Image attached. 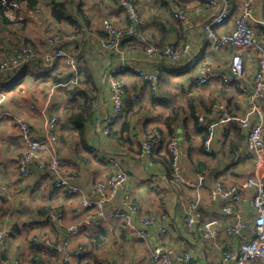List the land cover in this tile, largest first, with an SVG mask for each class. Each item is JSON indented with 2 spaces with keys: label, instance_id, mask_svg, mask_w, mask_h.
<instances>
[{
  "label": "crops",
  "instance_id": "obj_1",
  "mask_svg": "<svg viewBox=\"0 0 264 264\" xmlns=\"http://www.w3.org/2000/svg\"><path fill=\"white\" fill-rule=\"evenodd\" d=\"M27 1L29 14L32 15V10L38 9L36 6L41 0ZM53 1H48L50 4L48 15L43 16V11L33 15H40L41 21L33 20L35 18L28 16L22 9L19 14L22 19L15 23L21 30L33 23L46 33H51L53 28L55 32L58 31L59 23L64 21L75 32L81 31L83 42L81 44L75 42V48L79 50L61 45L77 57L79 75L75 74L65 60L49 68L39 59L33 65L41 64L38 68L32 66L30 70L8 71L2 75L0 93L5 92L6 99L15 95V92L18 95L27 94L22 95V99L19 100L20 110L11 106L14 108L12 110L7 106L6 111L22 115L32 123L38 135H41L43 119L37 110H31L33 102L37 103L34 99H38L37 96L43 94L44 90L43 96L40 97L41 104L39 103L43 107L54 84L68 79L77 80L75 84L56 87L50 110L59 116L60 124L63 123V128L58 133V148L61 158L65 161L66 172L84 194L68 196L55 188L53 177L48 179L34 165L26 178L22 177L17 169L15 178L11 169L14 151L4 150L0 145V152H4L3 162H6L2 167H7V172L0 177V226H5L11 235L6 241L7 251L2 256L0 264H60L59 261L53 263L43 257V254L57 253L34 243L25 236V232L42 227V231L51 230L52 236L60 237L62 229L57 228L56 223L47 222L50 220L49 212L54 208L64 213L65 225L80 220L86 212L82 203L83 196L96 198L94 191L96 183L108 179L114 171L112 158L120 161L123 170L129 176L128 192L139 202L141 215L161 211L169 216L166 243L177 252L189 251L193 254L196 264H219L223 251L239 252L241 243L254 235L256 211L248 204H243L240 206L238 216L225 215L210 199L209 190L217 181L225 185L238 184L253 172L254 161L248 154L245 136L236 119L244 117L250 108L245 86L255 77L256 52L240 50L246 59L245 77L241 81L235 77L231 69L236 49L213 51L207 48V32L203 22L211 17L214 10L212 6L201 0H132L138 4L143 19L141 25H136L132 40L127 42L125 49H128V53H107L100 45L104 39L102 37L105 13L106 19L124 27L133 26L119 0H78V6L72 13L69 12L67 0H57L66 7L64 18L61 17L60 20L52 15ZM228 1L230 14L235 20L239 15V0ZM83 5H87L85 10L82 9ZM255 7L252 26L256 30L257 39L264 43V0H256ZM180 8L188 13V19L184 23L174 17ZM95 21H101L102 26L96 27V24H93ZM10 22H0V28L6 27ZM23 39L24 42L17 45L31 46L37 52L34 45L28 44H35L33 38ZM166 42H175L180 46L189 45L190 53L176 65H169L163 59L147 57L148 47L164 45ZM7 44L10 45V42ZM1 53L6 54L4 59L11 55L7 49ZM193 54L195 56L203 54L204 61L222 72L223 77H218L207 85H198L196 79L199 70L191 65ZM121 56L124 61H131L144 70L152 71L163 67L158 91H154L149 83L139 80L128 69L113 73L116 68L126 66ZM18 75H22L21 79H18ZM111 76L123 82L125 91L124 110L114 121H111L113 111L109 81ZM78 91L82 93L74 96L73 94ZM73 98L79 101V105L74 108H72L74 102L71 100ZM259 103L264 108V97ZM0 111L3 109L0 108ZM77 112H83L85 117L84 137L72 120ZM197 116H204L207 122L215 125L214 129L210 130L208 125L201 123L202 127L206 128L202 132L196 121ZM222 119L226 121L222 122ZM0 122L12 127L8 128L4 135L7 143L15 142L17 147L22 148L20 133L12 121L3 117ZM107 128L109 133H106ZM156 128L163 132L166 139L173 137L178 139L182 175L186 180L196 184L194 188L185 187L172 180L168 167V153L156 158L155 155L143 152L142 143L146 134ZM205 134L213 137L212 154H208L204 149ZM236 153L241 155L238 164L233 162ZM201 183L202 185H199ZM15 189L17 192L11 194ZM16 194L17 198L14 200L12 197ZM122 198L123 193H119L112 206H121ZM197 199L202 212V222L210 219L220 220L215 237L205 238L199 227L190 233L183 229L186 206L190 201ZM51 226L53 229H50ZM127 231L121 221L115 220L84 230L72 239L71 244L76 239L80 242L73 247L70 244V248L84 245L85 255L75 257L76 261L72 264H101L106 257L112 258L115 264H152L150 251L151 247L158 243L160 226L150 231L147 242L138 239L133 232ZM103 236L105 242L91 249L90 242L93 243L96 238ZM107 236L114 238L110 255L106 252L109 246V243H106ZM28 255L31 256V260L26 263L24 260ZM102 255L106 256L101 257Z\"/></svg>",
  "mask_w": 264,
  "mask_h": 264
},
{
  "label": "built area",
  "instance_id": "obj_2",
  "mask_svg": "<svg viewBox=\"0 0 264 264\" xmlns=\"http://www.w3.org/2000/svg\"><path fill=\"white\" fill-rule=\"evenodd\" d=\"M1 1L5 15L10 21L15 22L22 19L21 16L19 17V14L23 7L19 0ZM201 1L208 2L214 8L211 17L203 22V26L207 32V48H211L213 51H222L226 48L236 49L237 52L233 55L231 69L235 77L241 81L245 77L246 59L240 53V50L255 51L260 64V70L259 72L256 71L254 80L245 86L250 108L244 117L236 119L239 128L245 136L248 154L251 155V159L254 161L253 172L238 184L225 185L217 181L210 186L209 190L210 199L225 215L238 216L240 206L243 204H248L254 208L256 211L255 231L252 237L245 239L241 243L239 252L232 250L223 251L219 264H264V113L262 107L257 103V99L264 95V43L257 39L256 30L252 26L256 0H239V15L235 20H233L230 14V3L228 0ZM119 2L128 13L133 26L132 28L121 27L119 24L105 19L103 30L106 33V37L100 42V45L105 52L122 54L124 48L127 47L124 41L134 37L135 27L136 25H140L142 18L134 3L129 0H119ZM31 13L32 15H36L38 10L34 9ZM178 16L180 19H177L184 22L188 19V15L186 14ZM14 47L16 48L11 52V55H7L0 63L1 70H6V72L26 71L23 69L27 66L32 67L40 59L49 68L65 60L73 68L77 76L80 73L77 57L64 49L56 39L49 40V48L41 56L31 46L16 45ZM147 52L148 58L163 59L169 65H176L181 62L183 57L190 53V47L189 45L178 46L175 42H169L160 48L150 46L147 48ZM202 55L195 56L193 54L191 57V65L197 67L199 70L196 80L200 86L210 84L218 77H223V73L204 61ZM126 69L132 71L134 74H138L139 77L152 86L154 91H158L163 67L148 71L128 61L126 66L122 65L116 68L113 73ZM2 75L0 73L1 78ZM109 81L113 100L111 121H114L124 110L125 91L121 80L111 76L109 77ZM75 83H77L76 79H68L62 85L68 86ZM58 86L59 84H55L51 87L48 92L47 104L41 107V109L35 104L31 105V110H37L38 114L43 117L41 135H38L32 127L31 122L22 115L7 111L3 113V116L10 119L15 125L16 130L20 133V144L26 150L18 163L20 175L22 177L29 176L31 172L30 164L38 162L40 168L43 170V174L48 179L54 174L58 175L57 178L54 175L53 181L56 189L65 192L68 196H74L84 193L80 187L74 184L72 178L66 175L64 160L60 158L58 148L59 116L50 110V105L48 104L51 103L55 93L54 90ZM1 96L5 97V95ZM199 121L208 125L210 130L214 129L215 125L207 122L204 116H199ZM221 121H226V119H222ZM106 133H109V128L106 129ZM203 144L205 151L208 154H212L213 137L209 136ZM142 149L145 154L151 156H154L159 149H162L163 153L167 151L170 157H172V180L188 188L196 186V184L186 180L182 175L181 154L176 137L168 140L164 137L161 130L154 129L145 138ZM240 160L241 155L236 153L233 157V162L238 164ZM111 163L114 174L110 175L107 180L96 183L94 187L96 198L90 199L83 196L82 203L86 211L84 216L80 220L65 225L64 213L53 210L49 214L50 220L47 222L56 223V227L62 229V235L55 237L37 232L34 235V239H32L34 243L38 245L43 244L51 250H56L55 252L59 254V263L66 264L75 256L84 255L86 252V247L81 244L74 249L70 248L73 238L92 226L115 220L121 221L126 230L133 232L138 239L145 242H147L150 231L160 226L158 243L153 245L150 251L152 264H196L192 253L189 251L177 252L166 243L165 234L169 229V216L166 213L151 211L144 216L141 215L139 202L128 192L126 187L128 180L126 177L128 176L127 173L123 170L117 158H112ZM107 181L108 183H106ZM199 185H202V183ZM119 193H123L122 205L114 207L112 204L116 201ZM201 217L202 212L200 211L199 200L190 201L186 206V220L183 229L190 233V231L199 227L205 238L215 237L220 220L210 219L202 222ZM50 229H53V227ZM233 231L235 232L234 229ZM236 231H238L237 228ZM9 235V231L5 227L0 226V260L7 251L6 240ZM41 236H47L51 241L42 240L40 239ZM52 242H58V245H53ZM64 247L66 249L61 251ZM57 250H60V252ZM107 264L115 263L111 261L107 262Z\"/></svg>",
  "mask_w": 264,
  "mask_h": 264
},
{
  "label": "rangeland",
  "instance_id": "obj_3",
  "mask_svg": "<svg viewBox=\"0 0 264 264\" xmlns=\"http://www.w3.org/2000/svg\"><path fill=\"white\" fill-rule=\"evenodd\" d=\"M15 1H18V0H15ZM21 3H22V5H24L23 6V9H24V12H26L27 13V15L29 16L30 14H29V7H28V1L27 0H19ZM48 1L49 0H41L40 1V3L36 6V7H38V12L40 13V11L42 12V14H43V16H45V15H48L49 13H50V4L48 3ZM130 2H132V3H134L132 0H129ZM102 2V1H101ZM206 2V1H205ZM1 3H2V1H1ZM67 3H68V7H69V12L70 13H72V12H74V9L78 6V0H67ZM104 3V2H103ZM208 3V2H207ZM135 4V3H134ZM121 5V4H120ZM136 5V4H135ZM138 5V4H137ZM136 5V6H137ZM122 6V5H121ZM87 7V5H83L82 6V9L83 10H85V8ZM254 7V6H253ZM137 11H138V13L140 14V16H141V18L143 19V15H142V11L140 10V8H139V6H137ZM181 9V8H180ZM177 11V10H176ZM255 11H256V7H255ZM181 12V13H180ZM69 13V14H70ZM177 13H179L178 15H180V14H186V15H188L187 14V12H185L184 10H178L175 14H174V17H175V19L176 20H178V21H180V22H183L184 23V21H182V20H179L180 18H179V16L177 15V16H175ZM253 13L255 14V12H254V10H253ZM71 15V14H70ZM105 19H106V17H107V14L105 13ZM40 16V15H39ZM38 15L37 16H33V15H30V17L31 18H35V19H33V20H38V21H41V19H40V17H39ZM129 16V15H128ZM38 19H37V18ZM45 18V17H44ZM177 18H179V19H177ZM109 20V19H108ZM129 20H130V17H129ZM112 21V20H111ZM131 21V20H130ZM114 22V21H113ZM141 23H142V21L140 22V25H141ZM93 24H96V27H98V26H102L101 25V21H95V23H93ZM92 24V25H93ZM118 24V23H117ZM58 25V24H57ZM68 24L66 23V22H61V23H59V28H58V31H56L55 32V30H54V28H53V31L51 32V33H49V32H47L46 33V31H44L43 29H39L37 26H36V24H34L33 25V23H30V24H28V25H26V27H24V30H21V28H20V26L19 25H17L15 22H13V23H9V25H7L6 27H2L1 26V28H0V63L2 62V60L4 59V57H5V55H2V53L1 52H3V51H5V49H7V51H10V52H12L16 47H14V46H16L17 45V43H22V42H24V37H30V38H33L34 40H35V44L34 43H28V42H26L25 41V43H28V44H32V45H34V47L37 49V53L38 54H44V52L47 50V48H49V40L50 39H56L57 40V42L60 44V45H62V46H64V47H67V48H71V49H73V50H79L78 48H75V42H78V43H82L83 42V38L84 37H82V35H83V33L80 31L79 33H77V32H75L72 28H70L69 26H67ZM121 27H124V26H122L121 24H119ZM56 27H58V26H56ZM88 27V26H87ZM90 28V27H89ZM3 29H5V30H3ZM84 29H86V28H84ZM70 33H72V34H70ZM90 36H92V35H90ZM72 39V40H71ZM17 41H19V42H17ZM7 42H10V45H8L7 44ZM165 44H167V42L165 43ZM149 46V45H148ZM151 46H155V45H151ZM157 46L159 47L160 46V44H157ZM178 46H180V45H178ZM129 49H130V47H129ZM76 52V51H75ZM124 52L125 53H128V49H125L124 48ZM135 53H136V51H134ZM107 53H109V52H107ZM148 52H146V54H147ZM2 55V56H1ZM41 55H39V56H41ZM82 59V58H81ZM122 60L124 61V58H122ZM182 60V59H181ZM38 61V60H37ZM127 61V60H126ZM126 61H124L126 64H127V62ZM36 65H37V63H36ZM41 65V64H40ZM40 65H38V66H33L34 68H38ZM33 67H30V66H27L26 68H24V69H27V70H30L31 68H33ZM259 70H260V64H259V61H258V58L256 59V71H258L259 72ZM5 72H6V70H1L0 69V73H2L3 75L5 74ZM7 73V72H6ZM28 73L26 74V77H28ZM255 75H256V73H255ZM22 76V75H21ZM21 76H19L18 77V79H21ZM2 78L0 77V80H1ZM64 83H66V81H62V82H58L57 84H59V86L58 87H65V86H63L62 84H64ZM55 85V84H54ZM29 86V85H28ZM48 86V85H47ZM42 87V86H41ZM15 89V88H14ZM42 89V88H41ZM51 89V88H50ZM15 91V90H14ZM3 93V94H2ZM17 92H15V95H12V97H8L7 99L6 98H3L1 95H5V92H1L0 93V108L1 109H3V111L1 112L0 111V119L1 118H3L4 116H3V113H5V112H7L6 110L8 109V107H10L12 110H14V108H12L11 106H14L15 108H17V109H19L20 110V107H19V105H20V102H19V100H21L22 98V95L23 96H27V94H21V95H18V94H16ZM42 93L44 94V90H42ZM43 94H41V95H38L37 97H38V99H34V100H36L37 101V103L36 102H33L35 105H37L38 107H40V109H41V102H40V97H42L43 96ZM247 95V94H246ZM248 97V96H247ZM264 97V95L262 96V97H259L258 99H257V103H258V105L260 106V107H262L261 106V104L259 103V100L261 99V98H263ZM24 98H26V97H24ZM249 99V98H248ZM256 100V99H255ZM40 103V104H39ZM47 103H45L44 105H46ZM49 105H50V103H48ZM8 106V107H7ZM262 110H263V113H264V108L262 107ZM11 112H13V111H11ZM17 112V111H16ZM40 116V118L41 119H43V117L41 116V115H39ZM59 120H60V118H59ZM63 121V120H62ZM60 122H61V120H60ZM2 123H4V122H2ZM10 123V122H9ZM12 124V123H11ZM32 124V123H31ZM4 125H7V124H4ZM3 124H1V122H0V134L2 135V136H0V145L3 147V149L4 150H7V151H10V150H13L14 151V154H12V158H13V160H12V165H11V169H12V173H14V175H15V178L17 177V169H18V163H19V161L21 160V158H22V156L24 155V153H25V149H24V147L22 146V148L21 147H17L18 145H17V143H15V142H13V144H9V143H7V140H6V138H4V135L6 134V132H7V130H8V128H12L10 125H7V126H4ZM32 127H33V125H32ZM63 128V123H62V125L60 124L59 125V130L60 129H62ZM11 132V131H10ZM12 134H13V132H11ZM8 146H10V147H8ZM143 150V149H142ZM144 152V151H143ZM59 155H60V152H59ZM4 152L3 151H1L0 152V177H1V175H3V174H5L4 172H7V167H5V168H3L2 166L4 165V164H6V162L4 163L3 162V159H4ZM60 158H61V155H60ZM62 159V158H61ZM112 164V163H111ZM31 168H32V166L34 165V166H37L38 167V171H40V172H43V170L40 168V166H39V163L37 162H32L31 164ZM64 169L67 171V169H66V164H65V161H64ZM19 173V172H18ZM114 174V172H112L111 173V176ZM55 175V177L57 178L58 177V175H56V174H54ZM54 175H52L51 177H53V179H54ZM66 175L67 176H69V177H71V175L70 174H67V172H66ZM127 178H128V180H129V176H126ZM24 178H26V177H24ZM72 178V177H71ZM107 180V179H106ZM110 180V179H109ZM127 180V185H128V183H129V181ZM53 182V181H52ZM106 183H108V181L106 182ZM127 187V186H126ZM127 189H128V187H127ZM129 190V189H128ZM13 192H17V190L15 189L14 191H12L11 192V194L13 193ZM76 195H79V194H76ZM14 200H16V198H17V194L15 195V196H13L12 197ZM54 209H56V208H54ZM54 209H52V210H54ZM118 223V222H117ZM3 227H5V226H3ZM42 228V227H41ZM41 228L40 227H37V229H33V230H30V231H26L25 232V236L26 237H28L29 239H34V235L37 233V232H40V233H42V234H47V235H51L52 234V232L53 231H51V230H44V231H42L41 230ZM38 230V231H37ZM128 232V231H127ZM10 233V232H9ZM11 235H9L8 237H7V239L10 237ZM40 239H42V240H50L49 239V237H47V236H41V238ZM7 241V240H6ZM51 241V240H50ZM80 242V240H74L73 242H72V244H71V247H73L74 245H76L77 243H79ZM109 243V246L106 248V252H107V254L108 255H110L111 254V251H112V248H113V246L111 245L113 242H114V238L112 237V236H107V238H106V243ZM52 244L53 245H58V242H52ZM43 245V244H42ZM44 246V245H43ZM45 247V246H44ZM66 249V247H64V248H62L61 249V251H63V250H65ZM54 251H56V250H54ZM58 252H60V250H57ZM57 253V252H56ZM84 254V253H83ZM82 255V254H81ZM96 255H98L97 254V252H96ZM106 255H102L101 257H105ZM43 257H45L46 259H48L49 261H51V262H55V261H59L58 260V253H57V255H55V254H52L51 253V255H47V254H43ZM76 257V256H75ZM73 258L71 261H69V263L68 264H72L74 261H76V258ZM101 259V258H100ZM30 260H31V256H29L28 255V257L26 258V260H24V261H26V263H29L30 262ZM102 260V259H101ZM102 261H104L103 263L105 264H107V262H111L112 261V258H109V257H106L104 260H102Z\"/></svg>",
  "mask_w": 264,
  "mask_h": 264
},
{
  "label": "trees",
  "instance_id": "obj_4",
  "mask_svg": "<svg viewBox=\"0 0 264 264\" xmlns=\"http://www.w3.org/2000/svg\"><path fill=\"white\" fill-rule=\"evenodd\" d=\"M32 2H34V0H32ZM207 3V2H206ZM210 7H211V5L209 4V3H207ZM53 5H54V8L52 9V15L56 18V19H59L60 20V18L61 17H63L64 18V15H65V12L66 11H64V9L66 8L65 7V5L63 4V3H59L57 0H54L53 1ZM0 22L1 23H8V22H10L9 21V19L6 17V15H5V12H4V9L2 8V5H1V0H0ZM106 37V33L103 31V37L102 38H105ZM132 39H129V40H125L124 42H125V45H127V42L128 41H131ZM164 45H166V44H164ZM164 45H160L159 46V48L160 47H163ZM156 47H158L157 45H155ZM134 75H136V77H138L139 78V80H143L141 77H139V75L138 74H134ZM148 83V82H147ZM82 92L81 91H78V92H75L73 95L74 96H76V95H78V94H81ZM73 102H74V105H72V108H74V107H76L77 105H79V101H77L76 99H71ZM87 100V99H86ZM85 111V110H84ZM83 111V112H84ZM88 111V110H87ZM83 112H77L73 117H72V120H73V123H74V125L80 130V132H81V135H82V137H84V135H85V125H84V123H85V117H84V114H83ZM89 114H90V116H91V113H90V111H89ZM196 121H197V123H198V126L200 125V129H201V131L203 132L204 130H206V128H203L202 127V125H201V122L199 121V116H197L196 117ZM156 129H158V128H156ZM154 129H152V130H150L147 134H146V137L153 131ZM158 130H160V129H158ZM209 130V129H208ZM208 138V136H207V134H205L204 135V142L206 141V139ZM203 142V143H204ZM142 146H143V143H142ZM166 153H168L167 151H165ZM164 153H163V151H162V149H159L156 153H155V156L154 157H156V158H159L161 155H163ZM166 156V155H165ZM168 167H169V170H170V173H171V176H172V157H170V155H169V153H168ZM166 157V158H167ZM154 160H156V159H154ZM0 210H1V208H0ZM53 211V210H52ZM51 211V212H52ZM54 211H58L57 209H54ZM51 212H49V213H51ZM98 240V241H97ZM97 241V242H96ZM34 242V241H33ZM105 242V238H104V236L103 237H98V238H96L95 239V241H93V243H91L90 242V247H91V249H93L94 247H98L100 244H102V243H104ZM44 248H46V249H49V248H47V247H44ZM49 250H51V249H49ZM85 255V254H84ZM84 255H81L80 257H82V256H84ZM58 258H59V256H58ZM66 264H68V263H66ZM101 264H104V263H101Z\"/></svg>",
  "mask_w": 264,
  "mask_h": 264
}]
</instances>
